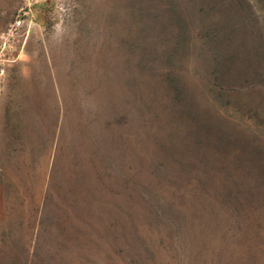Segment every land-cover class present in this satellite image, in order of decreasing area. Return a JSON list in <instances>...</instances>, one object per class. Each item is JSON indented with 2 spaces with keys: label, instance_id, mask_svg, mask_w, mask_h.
Segmentation results:
<instances>
[{
  "label": "rangeland",
  "instance_id": "1",
  "mask_svg": "<svg viewBox=\"0 0 264 264\" xmlns=\"http://www.w3.org/2000/svg\"><path fill=\"white\" fill-rule=\"evenodd\" d=\"M23 8L0 264H264V0H0V31Z\"/></svg>",
  "mask_w": 264,
  "mask_h": 264
},
{
  "label": "built area",
  "instance_id": "2",
  "mask_svg": "<svg viewBox=\"0 0 264 264\" xmlns=\"http://www.w3.org/2000/svg\"><path fill=\"white\" fill-rule=\"evenodd\" d=\"M30 24L29 8H23L0 31V93L6 69L22 52Z\"/></svg>",
  "mask_w": 264,
  "mask_h": 264
},
{
  "label": "trees",
  "instance_id": "3",
  "mask_svg": "<svg viewBox=\"0 0 264 264\" xmlns=\"http://www.w3.org/2000/svg\"><path fill=\"white\" fill-rule=\"evenodd\" d=\"M154 159V158H153ZM151 160V159H150ZM154 160H151L148 164V175L153 178V179H158L159 177H163L167 180V178L169 176H171V172H170V168L168 166H166L165 164H163V162L161 161H157L155 160V162H153ZM180 175V177L185 180L188 181L187 176H185L182 173H176L175 175ZM160 195V192L158 193ZM162 195V194H161ZM163 199L166 200L167 204L166 206L168 207V209L172 212H175L177 216H180L181 218L184 217L185 215V211L180 209L178 206H176L172 200L166 198L164 195L161 196ZM173 218H170V220ZM233 227L235 228L236 231L239 232V225H237L236 223H233Z\"/></svg>",
  "mask_w": 264,
  "mask_h": 264
}]
</instances>
